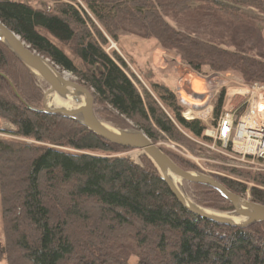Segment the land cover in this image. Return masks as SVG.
Listing matches in <instances>:
<instances>
[{"label": "trees", "instance_id": "obj_1", "mask_svg": "<svg viewBox=\"0 0 264 264\" xmlns=\"http://www.w3.org/2000/svg\"><path fill=\"white\" fill-rule=\"evenodd\" d=\"M76 1L36 8L0 0V22L90 89L103 108L96 111L99 119L123 117L152 142L163 136L180 143L186 140L182 130L212 141L199 120L182 117L169 87L152 84L155 97L139 92L125 60L104 48L108 38L117 42L120 31L156 41L194 72L236 73L264 86V36L257 18L242 11L251 8L264 16V0ZM38 83L0 41V119L14 127L15 136L35 142L0 140V260L130 264L134 255L136 264H264V223L238 228L191 213L148 157L135 164L117 156L131 149L73 119L43 112ZM222 101L223 95L216 116ZM171 159L183 170L194 168ZM229 170L264 187V173ZM215 179L234 194L246 192L236 181ZM193 186L210 198L199 205L233 210L216 190ZM250 198L264 206V189L254 186Z\"/></svg>", "mask_w": 264, "mask_h": 264}, {"label": "rangeland", "instance_id": "obj_2", "mask_svg": "<svg viewBox=\"0 0 264 264\" xmlns=\"http://www.w3.org/2000/svg\"><path fill=\"white\" fill-rule=\"evenodd\" d=\"M31 4L36 8H45L49 6H53L57 1H68V0H18ZM76 1V0H75ZM77 2V1H76ZM243 12L248 13L249 15L257 18V24L261 29L262 35L264 36V16L259 14L256 10L248 8L242 9ZM184 18V17H183ZM170 25L177 26L176 23L172 20H168ZM108 44L106 45L105 51L111 54L112 51H116L126 62L128 65L129 71L133 73L139 83H135L139 92L142 94V89L150 92L154 97V93L152 92L151 85L159 84L164 86H169V88L175 93L177 96V104L181 107L182 112L186 111L185 106H181L180 100L181 96L179 95V91L190 90L189 79L190 78H198L199 81H193L191 85V90L196 92V89H199L196 93H202L200 95L194 97L195 105L198 107L197 111H209L210 113L207 117L202 120L198 119L206 129V123H213L211 119L215 120L220 113L222 105L226 108L231 106H236L241 104L244 100L243 91L248 85L252 83L244 82L236 73H214L204 68L201 73L194 72L185 62H183L179 55H177L173 51H167L162 49L156 41L143 39L138 35L131 34L129 32L120 31L118 33L117 42L112 41L108 38ZM67 50V49H66ZM68 51V50H67ZM69 55L71 53L67 52ZM78 63V61H76ZM79 64V63H78ZM62 71V70H61ZM64 74L68 76L69 79L75 80L78 82L77 77L72 75L70 72L62 71ZM38 79V77H37ZM38 85L43 89V94L48 89V85L45 82L40 81L38 79ZM255 84V83H254ZM184 88V89H183ZM242 89V90H241ZM218 90L219 98L223 95V99L225 97L224 103H222L221 108L219 110L218 115H214V107L218 102L219 98L208 99L207 93L210 91L216 92ZM234 92V93H233ZM226 95V96H225ZM193 99L190 97V100ZM223 102V101H222ZM160 103V102H159ZM74 108H77L76 103L72 105ZM95 114L98 117V113L96 111H100L103 108L97 107L96 104L94 106ZM165 109V108H164ZM166 110V109H165ZM168 111V110H167ZM196 112V111H195ZM100 118V117H99ZM98 118V119H99ZM106 125L118 129V130H133L135 126L127 119L123 117L120 118H109L107 120L99 119ZM204 129V130H205ZM135 130V129H134ZM14 127L8 122L0 119V140H11L16 142H25V143H35L32 140H27L21 137H17L13 134ZM183 131V135L186 140L178 143L166 139L165 137H157L156 141L153 143L156 144L165 154H169L168 156L171 158H177L176 160H181L186 162L189 166L194 167L190 168L189 172L192 173H203L208 176L218 179H230L236 181L237 183L242 184L246 188V192L242 198L248 199L252 201L250 198V190L254 186L257 188H263V186H259L254 184L252 180H248L246 177L238 176L233 174L229 169H236L243 173H264V170H257L258 166L254 164L241 163L238 162L237 155L233 153L226 152L220 144L214 143L213 141L203 140L199 138H194L187 131ZM204 134V133H203ZM205 136V135H204ZM208 138V137H207ZM70 151V150H66ZM144 154L140 150H128L122 153H118L119 157H126L133 163L141 165V158ZM186 164V165H187ZM177 165V164H176ZM224 168V169H223ZM228 170H227V169ZM178 186L183 194L192 201L197 206L218 214H231V211H222L218 208H215L217 205H199L198 201L203 199H210L207 195H203L196 190L193 186L194 184L187 183L180 178L176 179ZM219 182V181H218ZM237 195V194H236ZM253 202V201H252ZM0 244H4V237L0 235ZM130 264H136L137 257L131 255L128 259ZM0 264H7L6 257H3L0 260Z\"/></svg>", "mask_w": 264, "mask_h": 264}, {"label": "water", "instance_id": "obj_3", "mask_svg": "<svg viewBox=\"0 0 264 264\" xmlns=\"http://www.w3.org/2000/svg\"><path fill=\"white\" fill-rule=\"evenodd\" d=\"M0 41L6 45L34 75L37 72L41 79L48 85V89L43 94L42 98L43 112L47 114H59L73 119L109 143L131 150H140L154 164L161 179L166 183L177 200L191 213L217 224L238 228H247L256 223H264L263 205L232 193L211 176L203 173H192L181 169L143 132L137 130L114 129L100 121L95 114V97L93 92L75 80L65 77L63 75L64 73L58 67L54 66L49 59L30 49L17 34L1 22ZM69 89L73 90V97H77L78 95L83 97L84 104L82 107L77 110H68L64 108H51L48 106V98L52 94L66 97ZM168 172L187 183L207 186L216 190L232 205L233 210L231 215L244 218L245 221L243 223H236L230 218L220 214L208 212V210L197 206L189 199L187 202L184 194L176 186L171 177L168 176Z\"/></svg>", "mask_w": 264, "mask_h": 264}, {"label": "built area", "instance_id": "obj_4", "mask_svg": "<svg viewBox=\"0 0 264 264\" xmlns=\"http://www.w3.org/2000/svg\"><path fill=\"white\" fill-rule=\"evenodd\" d=\"M242 91L243 102L229 108L222 105L217 118L211 119L213 123L205 121L207 127L203 133L226 152L236 154L238 162L254 164L259 167L257 170H264V110H261L264 107V86L250 84ZM207 95L208 99L219 98L218 90ZM224 100L225 97L222 103ZM180 104L193 112L199 109L187 105L183 99ZM185 112H182L184 119H194V115L187 117Z\"/></svg>", "mask_w": 264, "mask_h": 264}, {"label": "bare ground", "instance_id": "obj_5", "mask_svg": "<svg viewBox=\"0 0 264 264\" xmlns=\"http://www.w3.org/2000/svg\"><path fill=\"white\" fill-rule=\"evenodd\" d=\"M63 75L65 77H68L66 74H63ZM35 76L38 77V79H40V81L44 82L37 72L35 73ZM72 93H73V90L69 89L68 90V95L66 97L58 96L57 94H52L48 98V106L51 107V108H64V109H68V110H77L78 108L83 106L84 99H83L82 96H79V95L77 97L76 96L73 97ZM183 101L187 105H193V104L195 105V103H196V102H186L184 99H183ZM74 103H76L77 108H74L72 106ZM261 110H264V107H261ZM186 111L187 112H185V115L187 117H189V116L192 117V115H194V119L198 118V119H202V120H204L207 117V115L210 113L209 111H204V110L193 112L191 108H189ZM182 117H183V115H182ZM168 176L171 177V179L174 181L176 186L179 188L178 183L176 181V179L178 180V178L173 176L169 172H168ZM184 197L186 198V201L188 202V198L185 196V194H184ZM208 212L214 213V214H218V213L211 212V211H208ZM220 215H222L224 217H227V218H230L232 221H234L236 223H243L245 221L244 218L237 217V216H234V215H231V214H220Z\"/></svg>", "mask_w": 264, "mask_h": 264}, {"label": "crops", "instance_id": "obj_6", "mask_svg": "<svg viewBox=\"0 0 264 264\" xmlns=\"http://www.w3.org/2000/svg\"><path fill=\"white\" fill-rule=\"evenodd\" d=\"M193 81H197L198 82L199 79L198 78H190L189 79V81H188L189 84H190V89H189L190 91L189 92L187 91V88H185V90H182V91L180 90L179 91V95L181 96V99H184L186 102H195L194 97L202 96V95H200L202 93H196V92L199 91V89H196V92L191 90V85H192ZM190 97H192L193 99L190 100Z\"/></svg>", "mask_w": 264, "mask_h": 264}]
</instances>
